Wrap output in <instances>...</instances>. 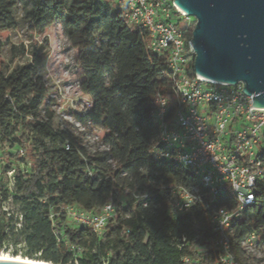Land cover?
Returning a JSON list of instances; mask_svg holds the SVG:
<instances>
[{"label": "trees", "instance_id": "obj_1", "mask_svg": "<svg viewBox=\"0 0 264 264\" xmlns=\"http://www.w3.org/2000/svg\"><path fill=\"white\" fill-rule=\"evenodd\" d=\"M22 5L32 33L43 35L59 24L79 52L80 90L92 106L76 119L102 129L109 151L91 154L71 132L55 127L48 87L36 73L43 56L13 69L1 60L0 254L18 237L29 256L40 255L48 264H186V258L217 264V236L207 211L234 208L231 188L211 204L191 171L152 154L163 150L151 116L158 97L169 101V119L177 110L167 56L151 53L147 32L130 28L123 9L114 11L111 1L0 0V35L18 30ZM18 163L29 164V171ZM12 172L17 219L4 207ZM177 186L197 191L201 201L174 217L169 208ZM255 197L233 229L242 263L241 241L256 233L264 245V184ZM109 204L116 211L101 235L72 224L67 214L69 208L99 214Z\"/></svg>", "mask_w": 264, "mask_h": 264}, {"label": "built area", "instance_id": "obj_2", "mask_svg": "<svg viewBox=\"0 0 264 264\" xmlns=\"http://www.w3.org/2000/svg\"><path fill=\"white\" fill-rule=\"evenodd\" d=\"M95 1L120 6L130 28L147 32L151 53L167 56L168 84L177 110L169 119V101L158 97L151 116L158 124L163 150H153L152 154L157 160L191 171L211 204L231 188L234 208L215 206L207 211L217 236V264H248L236 254L233 229L254 206L255 188L264 184V109L252 107L254 96L244 92L243 83L226 85L198 76L192 43L196 21L181 12L174 1ZM174 16L185 19L187 26L181 29ZM19 153L23 155L24 151ZM198 201L201 195L197 191L177 186L172 190L169 213L174 217L186 215ZM115 211L109 204L99 214L76 208L67 209V214L72 224L89 227L101 235ZM240 245L243 251L264 248L256 233ZM184 262L194 264L189 258Z\"/></svg>", "mask_w": 264, "mask_h": 264}, {"label": "rangeland", "instance_id": "obj_3", "mask_svg": "<svg viewBox=\"0 0 264 264\" xmlns=\"http://www.w3.org/2000/svg\"><path fill=\"white\" fill-rule=\"evenodd\" d=\"M174 1V0H170ZM113 10L121 8L112 6ZM24 6L16 11L18 30L0 35L3 48H0V61L3 60L12 69L25 64H32L33 57H41L42 64L37 69V76L41 77L49 90L48 105L55 114V127L59 130L71 132L82 145L91 153L108 152L109 147L103 141L104 132L99 128L84 127L78 123L76 115L87 113L91 101L81 90L80 69L77 65L79 52L74 50L61 26L55 24L43 35L34 34L23 20ZM173 20L181 29L187 26V21L178 16ZM133 29V28H132ZM44 114V112H43ZM15 152V151H13ZM23 172L29 171V164L18 163ZM10 199L4 207L15 219L19 218L20 206L14 201L16 194L14 173H10ZM242 260L248 264H264V248L244 250ZM8 258L25 261L42 262L40 255L29 256V252L18 237L11 238L0 254Z\"/></svg>", "mask_w": 264, "mask_h": 264}, {"label": "water", "instance_id": "obj_4", "mask_svg": "<svg viewBox=\"0 0 264 264\" xmlns=\"http://www.w3.org/2000/svg\"><path fill=\"white\" fill-rule=\"evenodd\" d=\"M196 21L194 70L201 78L236 85L264 109V0H174ZM0 264H18L3 263Z\"/></svg>", "mask_w": 264, "mask_h": 264}, {"label": "bare ground", "instance_id": "obj_5", "mask_svg": "<svg viewBox=\"0 0 264 264\" xmlns=\"http://www.w3.org/2000/svg\"><path fill=\"white\" fill-rule=\"evenodd\" d=\"M178 9L185 13L183 10H181L179 7ZM186 14V13H185ZM203 78V77H202ZM205 79V78H204ZM207 80V79H205ZM208 81H211V80H208ZM211 82H214V81H211ZM216 83H219V82H216ZM0 262H3V263H18V264H48V263H45V262H34V261H25V260H21V259H15V258H8V257H5L3 255H0Z\"/></svg>", "mask_w": 264, "mask_h": 264}]
</instances>
